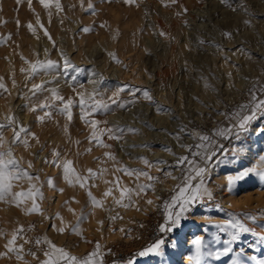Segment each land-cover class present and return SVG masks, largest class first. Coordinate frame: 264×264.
<instances>
[{"label": "rangeland", "instance_id": "374dc122", "mask_svg": "<svg viewBox=\"0 0 264 264\" xmlns=\"http://www.w3.org/2000/svg\"><path fill=\"white\" fill-rule=\"evenodd\" d=\"M59 2L63 11H58L54 5L44 8L39 0H31V5L29 0H21L19 4L16 0H0V78L8 89L7 92L0 90V123L6 122V116L13 115L39 138V144L30 139L32 147L29 150H25L23 145L14 146V155L22 160L24 168H27V161L32 162L33 167L27 170L39 177L32 183L43 194V199L35 197L42 214H26V208L32 205L31 199H22L19 207L0 202V233H3L0 252L6 251L4 244L7 239L22 226V235L26 238L47 236L77 256L92 251L95 242L99 241L104 253L103 264H126L128 259H133L134 264H189L188 257L195 253L192 241L197 236L204 238L206 252H215L223 247L222 241L228 236L226 232H219L218 227L225 220L240 219L254 232L264 231V179L256 174L264 171V160H261L264 157V113L258 114L247 130L238 136L235 132L227 137L214 135L217 129L233 123V114L240 110V105L249 103L250 90H257L253 85H264V0H228L227 3H222V0H176V3L171 0H135L133 4H125L123 0H91L95 14L93 10H84L88 0H84V8L80 0ZM238 18L250 23L237 26ZM29 23L35 33L29 31ZM101 24H106V27H101ZM174 24H178V28L173 32ZM85 27L91 30L82 31ZM44 30L51 39L44 35ZM161 31L167 35H159ZM225 32H230L231 38H226ZM185 33L192 45H197V52H204L195 56L204 61L203 69L196 71L186 66L187 72H184L181 67L175 79L168 78L157 85L154 75L158 66L166 67V61L160 64L156 54L168 56L172 39L182 41ZM200 40L205 43L200 44ZM227 41H232V44H227ZM41 49H44L43 57ZM212 52L215 55L211 57ZM206 53L210 57L208 60ZM61 54L80 71L70 69L64 73L61 68L58 72L40 73L31 78H26L27 71H21L29 68L26 61L51 59L62 66ZM110 54H114L116 59L113 60ZM244 57L248 58L250 66ZM101 77L103 84L99 83ZM41 81L47 82L46 89H55L65 98H73L71 122L56 110L50 119L39 122L37 116H42L43 111H29L31 105L50 95V91L34 96L29 92L32 84ZM206 83L208 87H205ZM121 88L124 90L119 92L117 103L112 104L108 98ZM144 90L152 96L151 102L143 98ZM77 92H98L97 99L102 98L110 105L108 111L88 117L101 122L97 125L98 136L102 129L124 130L115 133L121 136L119 140L109 139L107 133L101 136L102 143L111 145L110 148L97 144L95 140L89 141L93 129L80 118ZM120 103L125 107H119ZM182 127L214 140L210 147L216 151V156L210 161L208 171L203 177H193L192 180L193 186L203 180L212 198L205 197L195 202L178 228L166 233L159 231L160 235L154 238L151 231L159 230L165 222L164 210L159 205L175 194L173 190L179 182L172 177L183 179L181 169L176 167V159L190 156L181 144L198 151L195 145L199 141L188 132L179 133ZM3 131L4 136L11 140L12 130ZM177 134L180 135L179 140L175 138ZM53 149L59 152L61 161L70 160L80 176L88 177V169L96 172L94 178L88 179V190L97 199H103V205L110 212L107 214L109 220L103 214V223L98 228L87 222L93 207L87 191L78 184L69 186L63 178L62 167L45 163V158L52 160ZM106 152L114 154L116 160L106 157ZM141 157L153 163L164 162L158 165L161 171L156 167L146 168ZM121 165L143 169L157 177L152 181L155 192L149 190L141 198L133 196L135 203L128 208L117 206L112 196L103 198V193L110 187L113 195L119 198L120 193L112 183L116 178H119L121 187H136L133 178L116 171ZM247 169L255 171L232 185L228 184L227 177H235ZM165 172L171 176H166ZM49 177L53 178L56 189H63L62 192L49 188ZM164 181H169L170 185L157 195L156 191ZM139 182L146 181L141 177ZM28 187L27 181H19L14 191H26ZM157 196L160 200H156ZM73 197L78 203L72 201ZM146 199L154 200L155 204H146ZM64 201L69 203L66 205ZM69 208L74 209L77 215L83 212L86 216L79 225L82 237L66 231L59 239L60 233L54 231L52 225L60 226L56 214L61 210L70 217L73 212ZM117 213L122 219L112 220L111 217ZM45 215L51 219H45ZM250 216L256 219L250 220ZM60 217L65 224L74 225L70 219L67 221ZM214 237H218L220 242H215ZM157 238L166 241L163 256L135 255ZM175 242L183 248L174 254L172 245ZM18 243L23 241L18 239ZM29 247L32 246L25 245L26 249ZM231 247L233 251L228 256H221L218 260L205 256L203 264H230L236 254H240L245 264L264 262V241L252 233L242 234ZM117 253L121 256L116 257ZM10 255L11 258L2 257L3 264H36L29 255L24 256V261H17L14 254ZM38 255L43 259L42 253ZM250 256L256 259L249 260Z\"/></svg>", "mask_w": 264, "mask_h": 264}, {"label": "snow or ice", "instance_id": "6c2138e0", "mask_svg": "<svg viewBox=\"0 0 264 264\" xmlns=\"http://www.w3.org/2000/svg\"><path fill=\"white\" fill-rule=\"evenodd\" d=\"M17 4L21 2V0H16ZM125 4H133L135 0H123ZM163 2V0H162ZM172 3H176V0H171ZM228 0H222V3H227ZM39 3L44 8H49L50 6H55L58 11H63L59 0H39ZM29 5H31V0H29ZM80 5L84 8V0H80ZM167 6V5H165ZM243 5H241L242 7ZM74 7V5H73ZM93 10V14H95L94 5L91 0H88L87 8L84 9ZM233 11L236 9L233 8ZM186 12L187 9H184ZM245 24L250 23L249 21H244ZM37 24H39V20H37ZM17 25L19 26V21H17ZM101 27H106V24H101ZM29 31L35 33V29L31 23L27 25ZM43 28V26H40ZM91 29L85 27L82 29L84 32H88ZM44 35L48 36L51 39L47 30H44ZM161 36H166L167 34L163 31L159 33ZM223 35L226 38H231L230 32H225ZM200 44H204L205 41L200 40ZM186 48L188 45L185 46ZM219 47V46H217ZM47 51V50H46ZM222 51V50H221ZM239 51V49H238ZM115 60L114 54H110ZM61 58L63 59V65L58 64L57 61L46 59L44 61L36 60L35 62H27L29 64L28 69H21L22 72L27 71L28 77H34L40 73H44L45 75H49L61 70L64 73H67L70 69H73L76 72H79V68H75L74 65L61 54ZM227 62L228 58L225 57ZM231 76V73H229ZM3 78H0V90L7 92L5 84L2 82ZM92 83H96L95 81H91ZM13 86L15 87V80H13ZM46 81H41L40 83H34L29 88V92L34 96L37 93L43 91H50V95L46 97L43 101H40L37 104H33L30 106L29 111L37 112L38 110L43 111L42 116H37V120L39 122H43L45 119H50L52 117L53 110L58 111L60 114L64 115L68 122L72 121V106L74 104V100L71 97L65 98L60 95L59 92L55 89L48 90L45 88ZM100 84H103V78L101 77ZM27 86V85H26ZM205 87H208L207 83ZM253 88H256V91L250 90V101L248 104L240 105V110L233 114V123L225 128L217 129L214 133L216 136L227 137L232 135L234 132L239 135L240 132L246 131L250 123L257 118L258 114L264 113V85H253ZM124 89H118L117 92L113 94V97H109L108 99L112 104H116L119 98V92ZM76 95L79 97V106L81 109V120L89 125L90 128L93 129L89 141L95 140L97 144H100L103 147H111V145L103 144L101 140V136L104 133L108 134L109 139L119 140L121 138L120 135L115 133H122L123 129H102L100 130L101 135L98 136L96 134L97 125L101 123L95 119H89L88 117L102 111H108L110 105L106 103L102 98L97 99L99 95L98 92L85 94L83 92H77ZM143 98L147 101H152V96L147 90L143 91ZM119 107L123 108L125 105L120 103ZM5 123H0V202L10 203L17 207H19L22 203V199H31L32 205L29 208H26V214L38 213L42 214L41 209L36 203V196H39L43 199V194L40 192L39 188H36L32 183L34 180H38V176H33L27 169L33 167L31 161H27V168L22 166V160H18L14 155V146L23 145L25 150H29L32 147V144L29 142L30 139L34 140L37 144L40 143L39 138L35 133H32L30 130L25 128L22 124H20L13 115H8L5 117ZM5 129L12 130V138L11 140L7 139L4 136ZM65 131H67V125L65 126ZM128 131H136L135 129H128ZM264 131V130H262ZM188 129L180 128L179 133H186ZM189 135H192L199 142L195 145V148L198 151H192L191 146L181 144V147L185 148L189 155L179 156L176 159V167L181 169L183 174V179L181 177L173 176L172 179L179 181L176 185V189L173 190L175 194H173L168 201H164L159 207L164 210V223L159 226V231L161 233L171 232L174 229L180 226L182 219L186 218L185 214L191 211V205L195 202L202 200L207 197L208 199L212 198L211 191L204 186L203 180L199 184L195 186L192 185L193 177L200 178L203 177L204 174L208 171V167L210 161L216 156V151L210 147V145L214 144V140L204 134H199L195 132H188ZM177 140L180 139V135L177 134L175 137ZM77 143H79L77 141ZM165 151L171 152V149H164ZM105 156L109 159L115 161L116 158L114 154L110 152H106ZM52 160H48L45 158V163H49L56 167L63 168V178L68 183L69 186H74L76 184L79 185L82 189L87 191V195L89 197V201L94 208L103 207V199H97L90 190H88V179L89 177L94 178L96 176V172L92 169H88L89 176L82 177L80 176L75 169L71 166L72 162L70 160L61 161L60 154L55 149L52 150ZM191 157V158H190ZM141 162L146 166V168L151 169L153 167L157 168V171H161L158 167L159 164L164 163L162 161H156L155 163L150 162L148 159L141 157ZM261 160H264V157H261ZM118 172H122L130 178H133L136 182L135 188H130L128 186H120L119 178L112 183H114V187L116 191H119L120 196L117 199L113 195V188H108L103 193V198H107L109 196L113 197V202L120 207L128 208L134 205V201L132 199L133 196L137 198H141L142 196H146L147 192L151 190L153 193L155 192V186L152 181L157 180V177H154L149 174L148 171L143 169L129 168L127 166L121 165L116 169ZM254 169H247L235 177L229 176L227 177L228 184L232 185L235 181L242 180L246 176H249ZM262 179H264V171L256 172ZM166 176H171V173L165 172ZM143 177L145 179V183H140V178ZM19 181H27L29 183V187L26 191H14V188L17 186V182ZM47 184L49 188L53 190L62 192L63 189H56L53 178L49 177L47 179ZM94 186V185H93ZM156 200H160V197L157 196ZM73 202L75 201V197L72 198ZM127 201V202H125ZM69 201H64V204H68ZM145 203L148 205H154L155 201L152 199H146ZM70 212H73L75 215V210L69 208ZM139 210V209H137ZM56 218L60 219V226L57 227L55 224L52 225L54 231H57L60 234H64L66 231L73 233L75 235H79L82 237V232L79 228L80 223L86 219V216L81 212V214L76 217V224L67 225L64 223L63 218L60 217V214H56ZM122 219L117 213L116 216H112L111 219ZM45 219H51L45 215ZM250 220H255V216H250ZM98 223H103L102 221ZM24 229L23 227L17 228L12 232L11 238L7 239L4 244V248L6 251L0 252V258L8 256L11 258L10 254L15 255V259L17 261H24V256L29 255L36 261V264H103V255L102 246L99 241L95 242L94 248L92 251L88 252L86 255L77 256L73 255L71 252L66 250L62 246L56 245L53 241L47 238V236H40L36 238H26L22 235ZM123 233L124 229H120ZM218 231L221 233H227L228 238L222 241L223 247L217 249L215 252H206L204 251L207 248V245L204 243V238L201 236H197L193 241V245L195 248V253L193 256L188 257L189 264H203V260L205 256H212L214 259H219L221 256H228L229 253L233 251L231 245L240 240L242 234L252 233L259 237L260 241H264V231L260 233H256L253 229L247 226L240 219H229L221 222L218 227ZM0 236H3V233H0ZM18 239L22 240L23 243H18ZM215 242L219 243V238H213ZM87 243H91V241H86ZM166 241L163 238H157L153 242L147 244V246L143 247L141 250L135 253L136 256L146 257V256H163L164 248ZM25 245H31L32 247L25 248ZM34 249V250H33ZM38 253L43 254V259H41ZM249 260H255L256 257L250 256ZM27 264V262H24ZM126 264H134L133 259H128ZM230 264H245L244 261L240 259V254H236L232 257ZM264 264V262H261Z\"/></svg>", "mask_w": 264, "mask_h": 264}, {"label": "bare ground", "instance_id": "6f19581e", "mask_svg": "<svg viewBox=\"0 0 264 264\" xmlns=\"http://www.w3.org/2000/svg\"><path fill=\"white\" fill-rule=\"evenodd\" d=\"M242 24H244V22L242 21V19L238 18L236 25L237 26H241ZM177 28H178V24L172 25V31L173 32ZM248 36L246 37L247 39H248ZM227 44H232V41H227ZM186 45H188L187 48L185 47ZM202 53H204L202 50L197 52V45H195V46L192 45V43L189 41V37H188L187 33L184 34V37H183L182 41H179L178 38H176V39L173 38L172 41H171V44H170L168 56H166V54H156V57L158 58L160 64H162L163 62L166 61V67L162 68V66L161 67L158 66V70H157V72L154 75L155 80H156V84L157 85L158 84L161 85V83L164 80L168 79V78L175 79L176 76H177V70H179L181 67H182V70L184 72H187L186 71V66H188L189 69H193L194 68V69H196V71L200 70V69H203L204 61L202 62V60H200V59L195 57V56L198 57V55H202ZM44 54H45L44 53V49H41L42 57H43ZM210 55L212 57L213 55H215V53L212 52ZM205 56H206L207 60L210 58L208 53H206ZM244 61L247 63V66H250V62H249L247 57H244ZM239 85L242 88L244 87V85L243 86L241 84H239ZM160 93H161V91H160ZM169 185H170L169 181H167V182L164 181L158 187V189L156 191L157 195H159L162 192L166 191L168 189ZM102 208L103 209H101L100 207H97V208L92 207L91 208V212H89V215L87 216V220H88L87 222H89L90 225H92L95 228H98L99 225H101V223H98V222L102 221L103 214L105 215V218L107 220H109V216L107 214H109L110 212L106 209V207L104 205H103ZM60 215L65 217V219L67 221H69V219H70V223L75 224V221H76L75 219H76V215H77L76 212H75V215L72 213V215L70 214V217H67L69 214L65 215V212L61 210ZM63 235L64 234H60L59 235V239H61ZM47 238L50 239L49 237H47ZM170 241L173 242V239H171ZM172 248H173V252L175 254V253H179L180 250L183 248V246L180 243H176L175 242L172 245ZM1 259L2 258H0V263L3 264V261Z\"/></svg>", "mask_w": 264, "mask_h": 264}, {"label": "built area", "instance_id": "2783aa9c", "mask_svg": "<svg viewBox=\"0 0 264 264\" xmlns=\"http://www.w3.org/2000/svg\"><path fill=\"white\" fill-rule=\"evenodd\" d=\"M151 235H152V237H154V238L158 237V236L160 235L159 230H158V229H153V230L151 231ZM120 256H121V253H117V254H116V257H120Z\"/></svg>", "mask_w": 264, "mask_h": 264}]
</instances>
